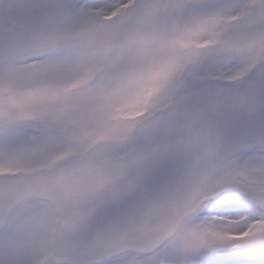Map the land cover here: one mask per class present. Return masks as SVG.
<instances>
[{
    "label": "snow or ice",
    "instance_id": "obj_1",
    "mask_svg": "<svg viewBox=\"0 0 264 264\" xmlns=\"http://www.w3.org/2000/svg\"><path fill=\"white\" fill-rule=\"evenodd\" d=\"M0 264H264V0H0Z\"/></svg>",
    "mask_w": 264,
    "mask_h": 264
}]
</instances>
